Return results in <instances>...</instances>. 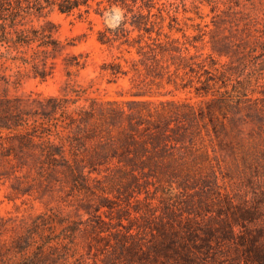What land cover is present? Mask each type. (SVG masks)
Returning <instances> with one entry per match:
<instances>
[{"label":"trees","instance_id":"16d2710c","mask_svg":"<svg viewBox=\"0 0 264 264\" xmlns=\"http://www.w3.org/2000/svg\"><path fill=\"white\" fill-rule=\"evenodd\" d=\"M209 1L214 11L221 4L224 14L246 21L241 39L233 34L214 40V53L226 62L200 52L196 44L204 34L186 36L171 13L173 4L99 0L96 13H122L117 26L97 31V42L109 51L101 71L115 80L129 78V100L77 105L68 94L0 97V179H13L17 196L65 184L66 197L93 218L85 224L49 209L10 227L0 217V264H90L93 250L106 255L107 264H264V188L251 201L229 202V216L211 229L197 220L201 214L190 217L193 212L169 206L158 210L147 203L141 212L135 192L125 187L203 183L206 171L214 178L208 147L214 153L216 146L239 174L264 185V31L253 28L259 16L250 0L251 7L241 0ZM94 2L0 0V66L10 62L35 78H51L64 45L54 26L36 27L31 20L51 11L82 18ZM179 32L182 37H175ZM63 61L77 71L87 64L82 55ZM167 86L193 88L202 100L158 99L171 94ZM70 93L80 96L79 90ZM250 123L255 128L246 133ZM105 184L124 187L107 190ZM114 192L116 201L108 197ZM81 236L87 255L79 249ZM212 240L233 247L234 256L218 250L212 257Z\"/></svg>","mask_w":264,"mask_h":264},{"label":"rangeland","instance_id":"374dc122","mask_svg":"<svg viewBox=\"0 0 264 264\" xmlns=\"http://www.w3.org/2000/svg\"><path fill=\"white\" fill-rule=\"evenodd\" d=\"M92 3V9L89 14L78 18L76 15L66 16L59 14L56 11L48 12L39 20H31V24L38 27L41 25L50 24L54 26L55 37L64 45V51L56 60V66L51 78L41 80L35 78L32 73L24 70V67L18 64H11L7 62L3 67L0 66V97L7 95L9 97H19L27 99L29 97L35 99H42L54 95L68 94L77 100V105H89L91 100L98 102H112L119 103L126 102L130 99L127 95L130 89L128 77H119L116 80L101 71V65L109 60V51L106 47L97 42V31L105 27L113 28L118 25L122 19V13L119 9L113 8L102 13H96V2ZM167 4H173L171 13L175 14L179 20V26L186 36L193 38L204 34L203 42L197 43L198 48H202L201 53L204 55L212 54L214 59L226 62V57H219L214 53V40H220L224 36L236 35L237 39L242 38L240 28H243L245 20H234L232 17L224 14L225 7L218 5V10L214 11L213 4L209 0H162ZM219 1V0H211ZM247 7L251 4L246 0H241ZM250 2L257 9L256 12L259 20H255L253 28L264 31V0H250ZM238 29V30H237ZM237 30V31H236ZM175 37H182V33H174ZM241 36V37H240ZM217 46H220L218 44ZM190 53H195L193 48H190ZM70 55H82L83 60L87 64L83 69L75 70L73 68L67 69L64 65L63 59ZM19 66V67H18ZM21 72L16 75L17 70ZM260 67V69H263ZM70 71V75L67 72ZM264 74V70H263ZM71 89L79 90L80 96L75 97L70 93ZM166 91H171L170 95L160 97L158 99H175L181 101H188L191 103L202 100L198 97L193 88L187 87L183 90H175L172 86H167ZM258 96V95H256ZM256 123H250L244 126L246 133L255 128ZM215 144V141H214ZM205 145L209 146L206 139ZM214 147V145H213ZM209 148L210 156L213 158L211 163L214 170V178L208 175L203 183H190L186 188L178 189L177 184H150V185H129L125 186L135 192V196L140 200L139 208L144 212L145 205L151 203L152 206L163 208L169 206L174 210L181 209L194 214H201L197 220L201 225L209 226L211 229L219 228L221 223L229 216V202L233 205L243 202L244 200H253L254 192H258L259 188L263 189L264 185L260 184L256 179H249L245 174L231 166V157L225 152L219 151L214 147V153ZM231 166L230 177H227L226 167ZM239 174V177H238ZM14 184L13 179H0V217L4 220L10 221L11 226H19L21 222L28 221L31 217L46 212L49 209L60 212L64 216L71 217L74 220H80L85 224H90L93 220L91 215H88L82 210L80 204L73 197H66L64 190H68L65 184H52L44 189L43 192L33 193L32 195L17 196L12 190L11 186ZM16 185V183H15ZM107 190L112 188H122V185H103ZM117 194L114 192L108 195L109 199H114ZM123 200V197H121ZM132 206L137 205L135 199H132ZM86 202V200H82ZM118 204L124 206L125 204L118 201ZM108 214L107 210H103ZM138 216V214L133 213ZM188 215H184L187 217ZM203 218V220L200 219ZM102 219L108 222L105 215L102 214ZM139 223L141 220H139ZM127 225V221H123ZM105 236V235H104ZM80 252L89 254V248L85 241V236H81L78 240ZM211 252L214 257V252L218 250H227L234 256L233 247L226 245L218 246L211 241ZM96 253V256H94ZM221 258L220 254H216ZM106 256V255H105ZM99 251L93 250L89 257L90 264H107L108 259H105ZM108 257V256H107Z\"/></svg>","mask_w":264,"mask_h":264}]
</instances>
